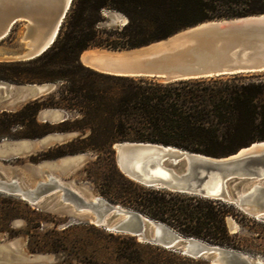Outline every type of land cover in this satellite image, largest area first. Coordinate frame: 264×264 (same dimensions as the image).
<instances>
[{"label":"trees","instance_id":"1","mask_svg":"<svg viewBox=\"0 0 264 264\" xmlns=\"http://www.w3.org/2000/svg\"><path fill=\"white\" fill-rule=\"evenodd\" d=\"M104 10L120 12L126 23L99 28ZM260 13H264V0H73L53 44L33 59L0 62V80L63 81L60 92L64 108L81 114L91 131L88 137L95 140L94 149L108 147L111 151L115 142L138 141L227 156L264 140V74L161 82L93 71L79 63V54L90 46L134 48L203 21ZM74 63L87 73L77 71ZM59 104L53 99L47 103L35 99L17 116H33L42 107ZM42 110L63 114L60 120L43 119L60 121L56 130L63 134L54 133L49 125L37 130L40 125L34 120L27 125L24 137L72 134L64 133L73 128L65 126L69 119H64L62 110ZM120 176L131 191L111 196L108 202L161 221L183 236L236 246L226 225L227 216L239 213L233 204L148 187Z\"/></svg>","mask_w":264,"mask_h":264},{"label":"water","instance_id":"2","mask_svg":"<svg viewBox=\"0 0 264 264\" xmlns=\"http://www.w3.org/2000/svg\"><path fill=\"white\" fill-rule=\"evenodd\" d=\"M72 1L0 0V40L8 35L15 23L24 22L25 31L23 32L22 40L28 42V48L25 45L24 51L17 54L16 57L20 60L35 58L48 49L55 41L61 25L70 10ZM108 12L111 14L108 17V22H118L120 25L126 23V17L120 12L114 10H108ZM254 15L259 14L207 20L219 22L218 24L202 25L194 32L205 36L213 34L214 38H217L216 40H222L224 38L222 36L232 35L236 32L240 33L239 31L246 28L254 31L262 29L263 31L261 30L260 33L264 34V23L255 20L240 21V18L243 19ZM86 49L79 54L81 63L82 54ZM260 73H264V62L222 66L199 59L165 67L163 72L159 73L120 76L173 82L192 79L252 76ZM18 87L23 90L26 100L39 98L56 88L55 84L50 82L13 85L0 80V90H3L5 95L9 93L14 95ZM0 97H4V94L1 95L0 93ZM66 117L67 114L64 119ZM24 141L25 139L1 141L0 156L8 158L29 153L31 148L21 146V142ZM112 148L115 151V162L119 170L125 176L138 183L148 187L165 188L170 191L219 199L233 204L249 217L264 222V185H261L264 183V140L253 142L240 148L235 153L221 157L189 152L173 145L153 142L120 141L114 143ZM137 153L145 155L144 157L148 159L146 161L147 169L143 168L142 172L132 170L126 164ZM48 164L55 168H66L62 165L57 166L53 162ZM154 166L167 172L168 178L163 179L152 176L149 170ZM250 182L254 184V190L242 193ZM216 183H219L220 191L213 193L211 185ZM0 189L15 193L29 203H36L34 205L43 206L45 205V199L53 195L54 192L51 191L58 189L62 194V200L59 202L66 201L70 203L74 212L79 213L81 217H85L83 215L85 213H90L94 218L93 224L109 229L110 232L127 234L135 237L139 242L179 252L189 258H200L210 264H264L263 260L256 259L240 250L210 244L192 236H183L161 221L151 219L119 204L110 203L100 196L85 200L72 190L69 184H61L53 175H50L47 181H38L32 188H24L18 179L14 177L5 179L0 173ZM49 192V196L46 195L44 198H40ZM226 225L229 231L235 232L233 231L235 222L232 218L226 217ZM1 246L14 252L13 247L9 244Z\"/></svg>","mask_w":264,"mask_h":264},{"label":"rangeland","instance_id":"3","mask_svg":"<svg viewBox=\"0 0 264 264\" xmlns=\"http://www.w3.org/2000/svg\"><path fill=\"white\" fill-rule=\"evenodd\" d=\"M102 16L103 21L99 23V28L122 26L118 22L107 21L111 16L108 10H104ZM24 31V22H17L11 27L8 35L0 40V62L26 61L16 57L25 49V42L22 40ZM96 47L109 48H87ZM79 63L83 65L80 61ZM73 67L79 72L87 73L81 70L77 63H74ZM262 74L264 73L256 75ZM1 81L13 85L31 84ZM48 82L55 84L54 92L36 99L46 103L53 99L60 104L42 107L33 116L19 117L17 114L35 99L16 102L13 101L14 95H5V92L0 90L1 95L4 94V97H0V142L25 139V143L29 141L34 145L26 154L8 158L0 156V173L5 179H18L24 188H32L38 181H47V176L53 175L62 184H69L87 198L100 196L109 201L111 196L127 195L131 189L120 174L125 178L129 177L115 164L114 149L111 147V151H108V147L101 150L92 148L95 140L88 137L91 131L81 114L76 109L64 108L60 92L64 82ZM75 102L76 100L72 101ZM45 108L59 109L67 114L69 121L65 126L73 130L64 133L72 134L55 135L47 140L44 139L52 135L24 137L27 125L34 120L40 125L37 130L49 125L55 129L54 133L63 134L56 130L61 126L58 124L60 121H43L49 116V113L42 110ZM21 122L23 124H20ZM83 126L86 128L79 129ZM70 151L76 152L69 153ZM77 155L82 158L72 167L64 166L65 169H60L48 164L53 162L60 166L61 160H65L67 156ZM51 192H54L52 196H49V192L40 197L42 199L46 195L49 196L43 206L34 205L36 203H29L15 193L0 189V264H210L206 260L192 259L159 246L144 242L135 243L134 240H138L127 234L110 232L93 224L90 213L81 217L79 213L74 212L70 203L59 202L61 191L54 189ZM227 217L236 223V229L233 230L235 232L228 230L234 237V249L264 261V222L249 217L240 210L238 215ZM4 244L11 245L14 252L3 248L1 245Z\"/></svg>","mask_w":264,"mask_h":264},{"label":"bare ground","instance_id":"4","mask_svg":"<svg viewBox=\"0 0 264 264\" xmlns=\"http://www.w3.org/2000/svg\"><path fill=\"white\" fill-rule=\"evenodd\" d=\"M255 20L264 23V14L240 18V21ZM124 21V19H123ZM219 21H205L192 27L177 31L165 39L151 42L147 45L132 49L112 50L104 48H89L82 54V64L98 72L113 75L154 74L163 72L165 67L176 65L185 61H195L203 59L222 66H232L238 64H258L264 62V34L261 30L243 29L232 35L222 36V40H216L214 35L196 34L202 25L218 24ZM263 31V30H262ZM220 39V38H218ZM205 41V42H204ZM28 48V42H25ZM137 78V77H135ZM26 97L21 88L13 96V101H24ZM48 118L60 120L63 114L60 112H48ZM55 135L49 136L44 140L51 139ZM27 143V144H26ZM21 142V146L34 148L32 142ZM141 153L134 154L126 163L128 168L142 172L147 169V158ZM148 157V156H147ZM81 155L67 156L61 160L62 166L72 167L75 162L80 161ZM150 174L157 178H168V173L162 168L154 166L149 170ZM50 175L47 176V179ZM57 179V178H56ZM59 181V179H57ZM60 182V181H59ZM61 183V182H60ZM62 184V183H61ZM253 183L246 185L244 192L253 191ZM261 185H264L262 183ZM85 200L94 199L83 196L77 189L71 188ZM213 193L220 191L219 183L211 185ZM62 200V194H61ZM90 220L93 222L94 218ZM236 229V223L233 230ZM109 230V229H106Z\"/></svg>","mask_w":264,"mask_h":264}]
</instances>
